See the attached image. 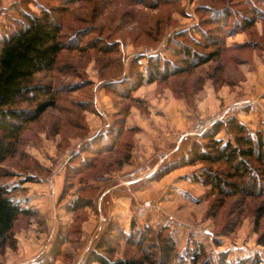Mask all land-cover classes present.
Instances as JSON below:
<instances>
[{"label": "rangeland", "instance_id": "374dc122", "mask_svg": "<svg viewBox=\"0 0 264 264\" xmlns=\"http://www.w3.org/2000/svg\"><path fill=\"white\" fill-rule=\"evenodd\" d=\"M43 11L77 50L34 78L55 107L4 165L30 216L0 264H179L161 261L165 238L180 257L264 264V166L247 161L254 196H227L200 179L231 169L192 162L210 136L234 145L236 123L264 138V0H0V37Z\"/></svg>", "mask_w": 264, "mask_h": 264}, {"label": "trees", "instance_id": "16d2710c", "mask_svg": "<svg viewBox=\"0 0 264 264\" xmlns=\"http://www.w3.org/2000/svg\"><path fill=\"white\" fill-rule=\"evenodd\" d=\"M244 22L245 26H250L255 21L245 18ZM17 25V28L0 37V179H9L14 175L4 165L16 154L18 140L25 127L39 120L46 110L55 107L52 99L41 100L43 96L52 97V92L49 87L34 83L35 76L53 70L63 51L77 50L63 40L61 24L48 12L43 11L39 16L22 15V22ZM158 71L159 65L154 64L151 68L152 78L149 80L155 81ZM22 104L35 106L24 110L20 108ZM234 128L237 133L234 145L230 142L220 144L210 136L212 143L206 147L208 150L194 152L192 162H207L210 165L223 163L231 169L224 173L226 178L207 170L200 180L221 195L242 194L252 197L257 188H262L257 181V171L247 161L254 160L264 166V138L247 135L238 123ZM261 174H264L263 171ZM18 188L16 185L10 187L0 184V254L6 249H15L13 228L20 217L30 216L29 210L14 200L13 195ZM163 242L162 262L166 259L170 263L177 259L179 264H184V260L189 261V264H234L228 261L225 254H219L213 259L204 258L201 253L194 251L180 257L170 239L165 238ZM91 259L99 264H109L98 254L92 253ZM235 264L262 262L258 256H253Z\"/></svg>", "mask_w": 264, "mask_h": 264}, {"label": "built area", "instance_id": "2783aa9c", "mask_svg": "<svg viewBox=\"0 0 264 264\" xmlns=\"http://www.w3.org/2000/svg\"><path fill=\"white\" fill-rule=\"evenodd\" d=\"M147 174L145 169L136 168L132 172H130L127 176V183L133 182L134 180L145 177Z\"/></svg>", "mask_w": 264, "mask_h": 264}]
</instances>
